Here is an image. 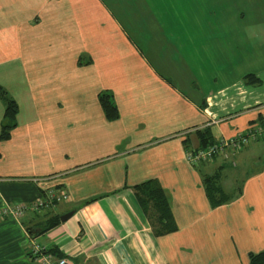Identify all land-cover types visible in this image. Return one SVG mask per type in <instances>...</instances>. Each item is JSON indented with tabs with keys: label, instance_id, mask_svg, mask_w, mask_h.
<instances>
[{
	"label": "crops",
	"instance_id": "obj_1",
	"mask_svg": "<svg viewBox=\"0 0 264 264\" xmlns=\"http://www.w3.org/2000/svg\"><path fill=\"white\" fill-rule=\"evenodd\" d=\"M235 1L234 17L222 10L223 43L209 44L210 29L193 22L189 33L206 37L181 54L180 41L146 47L143 32L130 36L114 4L135 0H6L15 4L11 26L0 25V86L17 127L0 141V264H41L36 245L67 264H249L264 251V0ZM147 49L167 50L172 64ZM232 53L244 68L235 76ZM103 93L114 120L99 106ZM3 111L0 99V121ZM199 132L208 146L252 139L232 163L216 156L196 167L186 156L202 146ZM211 174L240 196L211 207L202 182ZM148 182L167 198L172 233L155 236V211L136 199ZM22 205V216L10 213ZM57 206L55 215L75 213L28 231Z\"/></svg>",
	"mask_w": 264,
	"mask_h": 264
},
{
	"label": "rangeland",
	"instance_id": "obj_2",
	"mask_svg": "<svg viewBox=\"0 0 264 264\" xmlns=\"http://www.w3.org/2000/svg\"><path fill=\"white\" fill-rule=\"evenodd\" d=\"M0 3V25L3 24L4 26L2 27H10V9L15 3H6V0H0ZM225 3L227 6L224 5L222 8V0H162L155 4H151L147 0H135L133 3L116 2L114 4V7H116L114 12L119 16L120 21L125 25L126 30L130 33L132 38L135 37V33L143 32V46H152V43L158 41L159 38L162 39V37H165L168 40L174 39L182 43L184 50L180 52L181 54L188 53L189 50L194 54L193 49H197L198 45H201L202 38H205L206 35L202 36L198 34L199 31H191L189 33V29L192 27L193 22L196 29H210L211 39L207 40L209 44L213 45L217 42L218 44H220V42L223 43L222 37H218L222 35V10L224 17H234L235 11H238L237 6H240L235 0H224V4ZM128 16H130V20H128ZM150 32L154 34V37H152V41H150L148 45L145 38L146 34L149 35ZM187 33L188 38L185 40V35ZM9 36L10 35L6 37ZM176 45L178 46V43ZM157 53L164 58L162 60L163 63L168 62L172 64L169 60L167 50L156 52L148 51L147 49L145 51L146 57L150 60H155ZM227 60L231 66H234H228L233 70L234 76L236 73L244 70V68L237 63L234 53H232V57ZM235 63L237 64L236 66ZM218 66L219 63H215V67ZM193 82H197L204 86L202 80L198 77H195ZM253 168L255 167L249 170L251 171ZM58 207L59 206L54 210L55 214L59 213L60 208Z\"/></svg>",
	"mask_w": 264,
	"mask_h": 264
},
{
	"label": "trees",
	"instance_id": "obj_3",
	"mask_svg": "<svg viewBox=\"0 0 264 264\" xmlns=\"http://www.w3.org/2000/svg\"><path fill=\"white\" fill-rule=\"evenodd\" d=\"M251 76H246V81L250 83H257L258 80L255 78L253 81H250ZM0 99L4 104V111L2 114V119L0 121V141L8 140L10 138L11 132L17 127V123L15 121L16 113H17V105L14 103L12 99L6 94L3 88L0 86ZM98 103L99 106L104 114V116L108 120H114L118 117V112L116 106L113 102L112 96L107 93H103L98 95ZM204 108V104L202 105ZM201 138V148H205L208 146L209 142L207 141L205 132H199ZM209 162V161H208ZM206 163V162H202ZM198 165H191V166H199ZM189 164V163H188ZM219 179L220 174H211V175H204L202 178V182L204 185V190L206 197L210 203L211 207H218L220 205H224L230 203L233 199L240 196V192L234 194L232 196H227L222 193V189L219 186ZM135 196L140 205L145 210H149V208L155 211L156 215V223L155 226L152 225L153 233L155 236H163L168 233H172L176 230L174 225L167 198L159 186L154 185V183L148 182L143 184L141 187H135ZM93 201V200H92ZM92 201L85 202L84 204H89ZM83 206V205H82ZM81 207V206H80ZM79 209V207L75 208V211ZM44 219L40 221L35 226L29 228L28 231H31L34 234H41L43 232H47L50 229L57 227L61 222L59 220L60 215H55L53 209L47 210L45 213L42 214ZM46 254H56V258H63L65 257L63 254H58L52 250L44 251ZM33 261L34 258L32 257ZM36 259V257H35ZM249 264H264V251L258 254H250L249 255Z\"/></svg>",
	"mask_w": 264,
	"mask_h": 264
},
{
	"label": "built area",
	"instance_id": "obj_4",
	"mask_svg": "<svg viewBox=\"0 0 264 264\" xmlns=\"http://www.w3.org/2000/svg\"><path fill=\"white\" fill-rule=\"evenodd\" d=\"M254 138V137H253ZM252 135L247 132L245 135L237 136L235 139L223 140L215 144H211L205 148H199L195 152L188 153L186 160L191 165H198L202 162H208L214 160L216 156H222L226 160L232 163L231 156L239 153L241 149L250 143ZM26 206H18L15 209L10 210V213L15 217H20L24 214ZM40 204L34 206L35 209L40 208ZM44 249L36 245L35 252L40 254L39 260L41 264H67L66 258L58 259L55 256L44 253Z\"/></svg>",
	"mask_w": 264,
	"mask_h": 264
},
{
	"label": "water",
	"instance_id": "obj_5",
	"mask_svg": "<svg viewBox=\"0 0 264 264\" xmlns=\"http://www.w3.org/2000/svg\"><path fill=\"white\" fill-rule=\"evenodd\" d=\"M74 211L67 212L60 216L59 220L64 223L74 215Z\"/></svg>",
	"mask_w": 264,
	"mask_h": 264
},
{
	"label": "bare ground",
	"instance_id": "obj_6",
	"mask_svg": "<svg viewBox=\"0 0 264 264\" xmlns=\"http://www.w3.org/2000/svg\"><path fill=\"white\" fill-rule=\"evenodd\" d=\"M27 207V206H26ZM27 209V208H26ZM7 213V212H6Z\"/></svg>",
	"mask_w": 264,
	"mask_h": 264
}]
</instances>
